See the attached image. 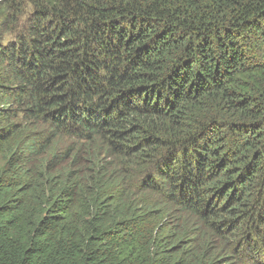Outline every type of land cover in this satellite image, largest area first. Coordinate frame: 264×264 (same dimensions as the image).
I'll use <instances>...</instances> for the list:
<instances>
[{
	"label": "trees",
	"instance_id": "obj_1",
	"mask_svg": "<svg viewBox=\"0 0 264 264\" xmlns=\"http://www.w3.org/2000/svg\"><path fill=\"white\" fill-rule=\"evenodd\" d=\"M0 264H264V0H0Z\"/></svg>",
	"mask_w": 264,
	"mask_h": 264
}]
</instances>
